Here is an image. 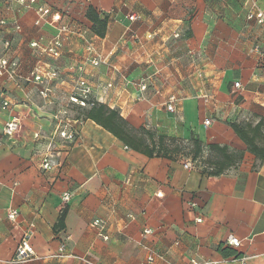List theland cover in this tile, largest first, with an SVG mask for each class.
<instances>
[{"label":"crops","instance_id":"obj_1","mask_svg":"<svg viewBox=\"0 0 264 264\" xmlns=\"http://www.w3.org/2000/svg\"><path fill=\"white\" fill-rule=\"evenodd\" d=\"M252 4L264 12V0H0V59L18 64L12 80L0 76V264H264V159L231 126L261 120L264 133V60L255 49L264 48V24L247 18ZM39 6L50 13L39 18ZM88 7L107 20L102 37ZM61 27L52 58L45 49ZM39 64L58 72L48 98L31 76ZM79 78L130 126L185 148L149 157L78 116L69 97ZM64 107L78 128L72 141L58 135L54 116ZM12 117L19 129L7 135ZM191 138L201 144L196 158ZM209 145L234 154L219 175L208 173L219 158ZM49 152L54 165L44 170ZM29 224L36 256L13 262ZM229 235L240 245L226 244ZM62 243L66 256L53 257Z\"/></svg>","mask_w":264,"mask_h":264},{"label":"built area","instance_id":"obj_2","mask_svg":"<svg viewBox=\"0 0 264 264\" xmlns=\"http://www.w3.org/2000/svg\"><path fill=\"white\" fill-rule=\"evenodd\" d=\"M20 3H25L28 1L29 4L34 3L35 0H18ZM36 12L38 14L39 18H44L46 15L50 13L49 8L45 6H39L36 8ZM248 19L255 20L259 24H264V12L257 8L254 4L251 5L250 9L248 10L246 14ZM129 19H135L136 16L134 14H131L128 16ZM56 21H58V14H53L50 19V23L54 24ZM0 23H3V21H0ZM66 31L65 27L60 28V33L56 35L55 38L52 39L50 42V45L45 49L47 54L52 58H57L59 56V49L62 44V34ZM32 46H37L36 43H33ZM255 49L259 52L261 59L264 60V48L261 49L259 46H255ZM95 64L96 62L93 61ZM17 62L11 61V62H4L2 59H0V76H5L8 80H12L14 78V74L16 72L17 68ZM81 68V67H80ZM82 69V68H81ZM80 69V70H81ZM31 76L33 81L41 86V89L38 91L39 95L48 98L49 97V83L50 80L56 78L58 76V72L55 68L47 65L43 66L41 64L36 65L32 71ZM109 86V84H108ZM240 83L235 82L234 87H239ZM140 90H145L146 86L144 84L139 86ZM76 90L77 93L73 94L69 97V101L71 103L76 104L79 107H89L90 105L95 102L90 98L91 94V87L88 84L87 80L85 78H79L76 82ZM176 101V98L174 96H170L168 98V103L166 104V108L169 111L174 110V102ZM7 102H3L2 107H6ZM67 110L66 107L59 109L58 112L55 114L54 118L56 119V125L58 130V135L61 138H64L66 140L72 141L76 138L78 134V128L72 123L66 119ZM64 116V117H63ZM209 120L205 119L204 124H209ZM19 129V123L18 120L14 117L7 120L3 126V132L7 135H12L14 132H16ZM54 165V159L52 153H46L42 157L41 160V167L44 170H50ZM185 168H189L191 164L189 162H185L184 164ZM64 199L68 198V194H65L63 196ZM18 215V210L16 208L10 207L7 209V218L10 220H15L16 216ZM196 221H200V219H196ZM94 225H100L101 221L98 219H95L92 222ZM150 228H144L143 233L148 234L150 233ZM33 235V225L29 224L28 227L24 230L14 253V256L12 258L13 262L16 263H23L27 262L31 259H33L36 254L35 251L31 245V238ZM101 237L106 240L108 237L104 234L101 235ZM225 243L234 247H237L240 245V240L232 235H229ZM64 244H60L57 248V251L52 254L53 257H63L66 256L64 252ZM154 259V254H149L146 257V261L150 262ZM87 262V261H86ZM193 264H199L193 262Z\"/></svg>","mask_w":264,"mask_h":264},{"label":"trees","instance_id":"obj_3","mask_svg":"<svg viewBox=\"0 0 264 264\" xmlns=\"http://www.w3.org/2000/svg\"><path fill=\"white\" fill-rule=\"evenodd\" d=\"M86 18L92 23V30L99 36H103L106 29V18H100L97 13L88 7ZM78 116L91 119L96 124L110 132L113 136L119 139L127 147L141 152L149 157L161 156L171 158L172 154H177L184 146L179 144L178 140L165 136L158 135L146 130L143 127L134 128L123 119L116 109H111L108 106L93 102L89 107L81 108ZM234 132L245 143L248 151L253 153L260 160L264 159V133L262 132V121L259 120L256 124H231ZM192 142V158H196L201 153V144L197 139L191 138ZM209 149L215 151L219 158L213 162L212 170L208 171L210 175H219L224 171L227 162L234 157V154L229 153L225 146L209 145ZM65 217V209L61 211L58 217V228L63 226ZM223 254V250L221 251Z\"/></svg>","mask_w":264,"mask_h":264},{"label":"rangeland","instance_id":"obj_4","mask_svg":"<svg viewBox=\"0 0 264 264\" xmlns=\"http://www.w3.org/2000/svg\"><path fill=\"white\" fill-rule=\"evenodd\" d=\"M74 111H75V114H78V115H79V114H80V112H81L82 110L75 109Z\"/></svg>","mask_w":264,"mask_h":264}]
</instances>
